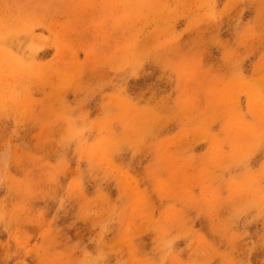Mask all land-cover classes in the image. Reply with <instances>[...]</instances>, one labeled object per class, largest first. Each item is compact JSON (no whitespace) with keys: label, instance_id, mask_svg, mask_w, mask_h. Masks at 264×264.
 <instances>
[{"label":"rangeland","instance_id":"374dc122","mask_svg":"<svg viewBox=\"0 0 264 264\" xmlns=\"http://www.w3.org/2000/svg\"><path fill=\"white\" fill-rule=\"evenodd\" d=\"M0 264H264V0H0Z\"/></svg>","mask_w":264,"mask_h":264}]
</instances>
